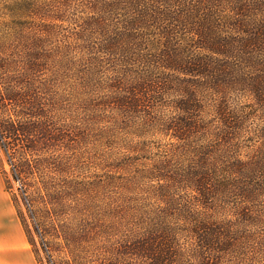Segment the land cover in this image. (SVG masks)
<instances>
[{"label": "trees", "instance_id": "trees-1", "mask_svg": "<svg viewBox=\"0 0 264 264\" xmlns=\"http://www.w3.org/2000/svg\"><path fill=\"white\" fill-rule=\"evenodd\" d=\"M75 1L43 4L52 13L48 15L49 29L39 31L44 35L14 39L4 24L7 31L0 40V147L17 181L31 177L43 181L45 172H50L49 178L46 174L48 181H66V160L51 150L66 146L59 128L65 124L57 125L52 118L54 107L64 100L53 78L54 68H78L87 57L75 58L70 51L79 47L66 45L69 54L65 58L60 46L52 48L54 55L48 58L43 45L63 42L57 37L61 26L57 21L62 20L65 10L70 18L79 11ZM84 1L89 9L80 10L88 13L80 24L84 39L91 43L92 33L101 35L102 46L96 50L110 55L90 57L88 72L99 69L101 75L82 86L80 100L85 102L78 104L89 107L84 108V114L90 118L81 121L91 127L97 121V126L105 122L106 108L115 105L117 118L108 126V135L131 127L168 135L170 140L163 143L158 160L163 165L154 175L168 181L153 197L132 195L111 200L113 205L107 203L113 214L110 218L99 217L95 210L92 220L83 217L76 223L66 222V231L61 224H52L59 236L66 233L67 258L51 259L52 250L46 245L49 262L264 264V124L253 130L248 125L255 116L254 107L264 109V0ZM65 3H73L74 8L66 9ZM163 18L179 25L162 22L158 27L161 31H155L157 19ZM177 26L195 35L191 46L177 40L173 33ZM159 32L164 37L163 46L153 51L143 49L145 37L153 39ZM17 33L21 31L17 29ZM157 60L173 72H164L163 77L149 74L137 81L129 76V81L119 79L118 72L124 75V69H117L116 62L121 66L123 62ZM105 61L116 71L110 82L107 80L113 73L106 75ZM45 72L52 82L51 77L47 81L43 78ZM210 89L222 92L221 96L211 99ZM239 92L250 95L251 101L243 104L249 109L230 107L228 98L232 103L231 93ZM69 93L64 95L77 99ZM170 95L175 97L169 99ZM168 103L175 111H162ZM74 114L70 112L77 118ZM60 115L66 116V110ZM89 130L86 135L82 131V139H91ZM68 145L72 146L71 142ZM130 159H123L124 163ZM184 187L195 194L174 196V191ZM41 188L50 201L44 213L64 206L62 195L50 193L49 185ZM28 240L37 254L33 240ZM83 242L87 246L76 252L70 249ZM38 262L42 264L40 259Z\"/></svg>", "mask_w": 264, "mask_h": 264}, {"label": "rangeland", "instance_id": "rangeland-1", "mask_svg": "<svg viewBox=\"0 0 264 264\" xmlns=\"http://www.w3.org/2000/svg\"><path fill=\"white\" fill-rule=\"evenodd\" d=\"M49 1L50 0H0V40H3L4 31H7L4 24L10 27L12 32L10 36L14 39L19 40L23 37L24 39H31L32 36L44 35L39 33V31H46L49 29L47 25L50 22L48 15L52 13H50L49 8L43 7V4H48ZM65 5L66 9L74 8L73 3H65ZM74 5L76 6V10H79L77 13H73L70 18V16L66 17L65 10L61 13L62 20L57 21L58 24L61 25L60 28L58 27L59 34L57 37L63 42L49 41L47 47L46 44L43 45L44 49L47 50L45 53H47L48 58H50V56L53 57L54 51H52V48L56 46L61 47V52L64 53L65 58L66 54H69L66 45L68 47H79V50L70 51L75 58L81 56L87 57L86 63L81 67H66V69L64 68L61 71L54 68L53 78L57 80V86L61 88L60 90L64 100L59 104L60 106L56 105L54 107L52 118L53 120L55 119L56 122L58 121L57 125L65 124V126L61 125L59 128L63 129L61 133L63 137L61 136L60 139H66V146H54L51 150L58 155L62 154L64 160H66V181H59V178H55L54 181H48L49 179H46V174L49 178L50 172H45L46 174L43 175V181H39L36 177H31V179L25 181H17L12 177L13 169L7 160L5 152L0 147V181H4V189L13 202L27 238H31L35 244L34 247L36 248L37 254L35 253L34 255L35 258H37L36 261L38 264L40 263L38 262L39 259L42 264H52L49 262L47 256L48 252L46 245H49L52 250L51 259L66 261V233L59 236L54 231V225L52 224H61L63 231H66V222L71 221L76 223L80 218H90V216L95 213V210L99 217L110 218L113 215L112 211H109L110 205H113L111 204V200L114 201L120 197L132 195L153 197L154 194L157 195L158 187L165 186V181H168L164 178H160V176H154L155 172L160 171L159 167L163 165V163H159L158 160L163 153V143L170 140L168 135H163L155 131L149 132L148 129L145 131H134L132 127L127 132L115 130V134L108 135V133H110L108 132V126L111 127L113 124L111 121L117 118V109L115 110L114 108L115 105L106 108V112L102 117L105 122H101L97 124V126V121L92 127L85 123L84 120L83 122L81 121V118H90V116H85L84 114L87 112L84 108L89 107L86 106V104H78V102H85L84 100H80L83 99L81 94L82 86L90 85V81L94 78H99L101 75L99 74L101 72L99 69L88 72L87 67L90 57L107 58L110 54L102 50H96L97 47L99 48L102 46L101 35L97 37V34H91L90 40L95 43H88V41L84 39L85 34L83 35L80 24L83 23V18L88 13H81L80 10L85 11V9H88L86 7L88 3L84 0H76ZM162 22L165 24H175L172 20H164V18L157 19L155 31H161L158 27ZM176 25L179 24L176 23L175 26ZM17 29L20 30L21 33H17ZM173 33L179 42L185 43L186 41L190 46L192 42L191 38L195 37L191 31H180V27H178V30L175 29ZM155 34L156 37L153 39H147V37H145L142 46L143 49L146 47L153 51L163 46L164 37L162 33L159 32V34ZM49 46L51 50L48 49ZM88 46H92V48L89 49ZM84 51L88 52L85 53ZM201 52L206 51L202 50ZM119 53L120 52H118V55ZM215 55L220 56V54ZM105 65L106 67H104V70L106 69L107 71L106 75H110V72L113 73L107 80V82H110V78L114 76L116 71L108 65L107 61H105ZM97 67L101 69L100 62ZM116 68L124 69L122 72L125 76L118 72L121 81H125L128 76L131 77L130 79L136 80L146 79L149 74H153L154 77H163L164 72H173L172 69L164 68L158 60L157 63H147L145 61L142 63H139V61H132L130 63L123 62L121 66L116 62ZM42 76L46 81L51 77L47 72L42 74ZM50 82H52V77ZM66 92H70L69 94L71 96L76 95L78 100L66 97V95H64ZM208 92L211 99L219 98L222 93L214 89H210ZM208 92L204 93V96L206 94L208 95ZM226 94L227 97H229L228 92ZM231 96V98L234 99L231 103L228 98L230 107L247 106L244 108L246 110L249 109L248 105H243L251 101L249 94L239 92L231 93ZM171 97L174 98L175 96L170 95L169 99ZM64 101L66 102L65 104ZM170 105L171 103H168L166 107L162 108V111L167 113L175 111L174 107ZM254 108L255 116L248 122L249 128L252 130L264 124V109L258 108L256 110L257 107ZM65 110L66 116L60 115L62 112H65ZM71 111L75 112L74 115H76L77 118H73L72 115H70ZM72 127L76 129H72ZM93 127H102V130L98 128L93 130ZM88 128H91V130L88 131V136H91V139H89V137L82 139V131L86 135ZM69 142H71L72 146L68 145ZM129 158L133 159L124 163L123 159ZM45 184L49 185L50 189L48 191H50V193H55L56 191L58 195H62L65 201L62 208L59 207L54 209V211L52 210L53 215L52 213L47 214L43 212V209H47L50 203L48 196L41 188ZM149 192L151 193L149 194ZM180 193L185 194L186 197L195 194L193 190L184 187L183 190L174 191V196H178ZM56 211L59 213L58 215H55ZM92 218L89 220H92ZM61 221L63 222L60 223ZM40 234L43 235V238L40 237ZM81 246H87V242L72 247L70 246V249L76 252ZM31 247L33 250L32 245Z\"/></svg>", "mask_w": 264, "mask_h": 264}, {"label": "crops", "instance_id": "crops-1", "mask_svg": "<svg viewBox=\"0 0 264 264\" xmlns=\"http://www.w3.org/2000/svg\"><path fill=\"white\" fill-rule=\"evenodd\" d=\"M0 264H38L4 181H0Z\"/></svg>", "mask_w": 264, "mask_h": 264}]
</instances>
